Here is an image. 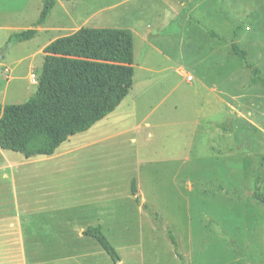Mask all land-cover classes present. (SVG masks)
Listing matches in <instances>:
<instances>
[{
  "label": "rangeland",
  "instance_id": "obj_1",
  "mask_svg": "<svg viewBox=\"0 0 264 264\" xmlns=\"http://www.w3.org/2000/svg\"><path fill=\"white\" fill-rule=\"evenodd\" d=\"M42 2L0 0V105H21L34 95L43 62L39 50L53 38L80 28L127 29L134 76L116 112L123 120L108 117L94 129L103 138L125 133L102 147L99 168L110 178V196L90 186L95 178L88 174L98 165L86 159L96 148L85 146L93 132L63 143L80 150L63 157L75 163H61L54 178L26 179L35 166H20L25 158L14 153L17 204L0 212V236L40 237L43 245L24 246L70 255L72 244L58 240L60 219L74 229L76 223L94 226L100 215L121 264H264V204L251 198L264 194V87L250 85V70L228 52L237 43L264 76V0L57 1L44 25L35 26ZM27 28L36 30L31 40L8 42ZM30 65L36 85L28 77ZM131 178L138 179L150 211L135 205ZM81 184L87 194L71 204V189ZM39 188L47 190L46 206L26 204L22 192ZM56 204L62 215L56 216ZM168 233L177 240L176 251ZM21 246L0 249L18 252ZM84 257L81 264L89 261Z\"/></svg>",
  "mask_w": 264,
  "mask_h": 264
},
{
  "label": "trees",
  "instance_id": "obj_2",
  "mask_svg": "<svg viewBox=\"0 0 264 264\" xmlns=\"http://www.w3.org/2000/svg\"><path fill=\"white\" fill-rule=\"evenodd\" d=\"M57 1L69 0H43L35 26L46 22ZM207 33L224 40L212 30ZM35 34L31 28L11 35L8 42L29 41ZM132 41L127 29L80 28L49 43L43 49L34 95L21 105H0V149L25 159L51 156L69 137L88 131L112 113L133 86ZM228 52L250 70V85L264 87V76L248 62L246 50L232 42ZM130 194L141 205L134 180ZM251 198L256 204H264V194L254 192ZM141 208L150 211L147 204ZM82 235L93 238L112 264H121L99 226L88 227ZM167 236L176 251V238L171 233Z\"/></svg>",
  "mask_w": 264,
  "mask_h": 264
},
{
  "label": "crops",
  "instance_id": "obj_3",
  "mask_svg": "<svg viewBox=\"0 0 264 264\" xmlns=\"http://www.w3.org/2000/svg\"><path fill=\"white\" fill-rule=\"evenodd\" d=\"M66 2H68V1H66ZM26 30H28V28ZM76 31H78V30H76ZM66 36H68V35H66ZM56 39L57 38H55V39L53 38L52 40H50V42H48L46 45H44L39 50V52L43 55V49L49 43H51L52 41H54ZM2 59H3V56H2ZM23 60H24V58H20L19 63L22 62ZM31 68L32 67L30 65L29 66V73H28L29 80H30L31 75H32ZM5 71L9 73V71H7V70H5ZM33 75L35 76V80H36V75L35 74H33ZM35 80L34 81L30 80V82L34 83V84L31 83L32 85H36ZM128 96H129V94L124 98V100L119 104V106L112 113L107 115L104 119L100 120L99 122L105 120L108 117H114V116H117V118L119 117L120 121H122L123 120V118L121 117L122 115L120 116V115L116 114V112H118V110L121 108L123 103L127 100ZM119 118H118V121H119ZM99 122H97V123H99ZM97 123H95L88 131H86L87 135H85V136H87L86 138H91V136H89V134H91V132H93V135H96L95 139L89 140L87 142V146H85V148H91V147L96 148V151L93 154H88L89 158H87L86 161L89 162L90 164L93 162L95 165H98L97 169L95 171H93L92 174L89 173L88 176L95 178L94 179L95 182L94 183L92 182L93 184H91L90 186H92L93 188H99L98 190H101L102 192L107 193V196H110L111 191H112V186H111V184H109V182H106V180H109L110 178H109V176L105 178V176L103 175V170H101L102 168L101 169L99 168V166L101 165V163H99V162L104 158V156H102V154H103L102 147H103V144L106 141H108V139L112 140L113 137H117L121 133H125V132L122 131V132H120V134L111 135L107 138H103L101 136L105 134L104 132L101 133L102 132L101 130H94L96 128ZM146 126H148V125L146 124ZM83 133H85V132H83ZM83 133H79V134H83ZM68 142L69 141H67V143H65V144L60 145L56 149L54 154L51 156H38V157H34V158H29V159H25L23 161L24 165H21V163H20V166H23V167L32 166V165L35 166V168H33L34 169L33 172H30V170H29V173H28L29 175L26 176V179L31 178V177H35V179H43L44 180V179H46L47 176H51L52 178H54L58 173L62 172L61 163L65 162V161H68V163H70V164L73 162L75 163L74 159L72 161H69L71 159L63 158L65 155H70L73 152H75V149L77 151L80 150L79 147H76L75 149H73V147L70 146L68 148L67 147ZM131 143H135L134 138L131 139ZM81 148H84V147H81ZM0 152H10V151H4V150L0 149ZM13 154L14 153H11L10 155H6L5 153H2V154L0 153V185L6 186L8 184V188L0 190V212H10L12 210V208L16 207L15 205L17 204L16 193H15V182H16V180L14 178L15 173H12L16 167L15 162H13V159L15 156ZM29 169H31V168H29ZM93 178H89V180H91ZM132 180L135 181L136 189H137V195L141 196V198H140L141 205L142 204H148V203H146L147 200L140 193V187L138 184V179L131 178V181ZM84 187L85 186H83V184H81L80 186L75 185L74 189H71L70 193H71L72 199H71V201H69L71 204H77V201L79 199L78 197L84 196L87 194V192L84 193V190H86ZM46 191L47 190L45 188H39L35 191L36 192L35 194L31 193L30 190L29 191L25 190L24 192H22V194L27 195L26 204H27V202L33 203L34 205L41 203V205L46 206V204L48 203V201L45 200L46 196H45L44 192H46ZM39 192L41 194L37 195V193H39ZM93 194H95V193H93ZM42 198H44V199L42 200ZM133 199H134V197H133ZM58 201L60 204L61 199H58ZM22 202H24V200ZM59 204L54 205L55 212L58 213V214H56V216H58L59 214L62 215V207H61V205L59 206ZM135 205H137L136 202H135ZM141 205H137V207L143 211V209L141 208ZM48 209H49V207L41 208V210H48ZM99 216H95L96 222H92L94 224V226H92L90 223L88 226L84 227V226H80L79 223H76V227L74 229H72V227L69 226L67 224V222L63 221V219H60V222L56 226L58 229V234H59L58 240L60 239L59 241L61 243L72 244L71 247L68 249V251L70 252V255H61V254L55 253L52 256L48 252L42 251V246L39 248L40 250L38 252H32L29 249L31 247L27 248L24 246L27 244H41V245H43L44 243H42V238H40V237H36V236H28V237L0 236V244H16L17 243V244L23 245V246L17 248V251L19 250L18 252H15L16 250H9V249L8 250H1L0 249V264H40V263H43L42 261L47 260V259L48 260H54L56 262V264H81L80 261H84L86 259L84 256H87L89 258V261H87V264H112L110 258L105 253L104 254L109 259L102 255L103 250L100 248L99 244L93 238L82 235V232L84 230H86L88 227H96V226H99L102 233H103L104 227L101 225V221L97 220V217H99ZM72 239H74V240H72ZM22 247H23V250L20 251V249ZM27 249H29V252L26 251ZM78 254L82 255V257H79ZM91 254H93L94 257H92ZM99 258H100V261H99ZM120 262H122V261L120 260Z\"/></svg>",
  "mask_w": 264,
  "mask_h": 264
},
{
  "label": "built area",
  "instance_id": "obj_4",
  "mask_svg": "<svg viewBox=\"0 0 264 264\" xmlns=\"http://www.w3.org/2000/svg\"><path fill=\"white\" fill-rule=\"evenodd\" d=\"M31 79L34 81L35 80V76L32 74L31 75ZM191 78L190 77H188V80H190Z\"/></svg>",
  "mask_w": 264,
  "mask_h": 264
},
{
  "label": "water",
  "instance_id": "obj_5",
  "mask_svg": "<svg viewBox=\"0 0 264 264\" xmlns=\"http://www.w3.org/2000/svg\"><path fill=\"white\" fill-rule=\"evenodd\" d=\"M3 54H0V60L2 59Z\"/></svg>",
  "mask_w": 264,
  "mask_h": 264
}]
</instances>
